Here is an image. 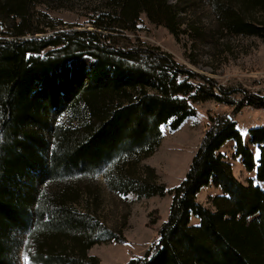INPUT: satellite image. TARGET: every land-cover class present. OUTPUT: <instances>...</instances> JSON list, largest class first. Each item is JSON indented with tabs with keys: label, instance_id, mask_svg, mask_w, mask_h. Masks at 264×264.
Wrapping results in <instances>:
<instances>
[{
	"label": "trees",
	"instance_id": "16d2710c",
	"mask_svg": "<svg viewBox=\"0 0 264 264\" xmlns=\"http://www.w3.org/2000/svg\"><path fill=\"white\" fill-rule=\"evenodd\" d=\"M106 1L110 8L89 20L92 31L39 38L32 0H0V14L19 22L0 24V264H17L26 241L30 264H101L90 250L123 241L99 218L93 192L75 182L99 177L117 197L172 195L156 243L128 264H264V127L250 129L246 145L234 122L244 109L264 111V97L219 86L158 48L120 49L115 34L132 32L142 14L176 41L184 23L167 0ZM212 4L228 35L264 39V0H238L230 13ZM252 6L255 20L245 21ZM49 48L55 56L41 55ZM80 56L94 66L71 69ZM209 102L231 114L209 119L184 181L168 190L143 162L159 149L163 128L178 131ZM229 143L232 158L255 174L247 186L221 154ZM210 186L219 195L206 210L195 198Z\"/></svg>",
	"mask_w": 264,
	"mask_h": 264
},
{
	"label": "rangeland",
	"instance_id": "374dc122",
	"mask_svg": "<svg viewBox=\"0 0 264 264\" xmlns=\"http://www.w3.org/2000/svg\"><path fill=\"white\" fill-rule=\"evenodd\" d=\"M29 9L30 26L39 31L36 37L54 34L92 31L89 20L97 14H103L110 6L106 0H32ZM181 13L184 25L178 26L179 40L162 27L148 22L142 14L132 32L118 31L115 41L120 49L132 50L138 43L148 48H158L161 53L171 57L174 63L198 76L209 79L225 88H242L255 96L264 97V39L244 38L240 35H228L218 25L213 10V2L230 13L238 9V0H167ZM211 6V8H210ZM256 7L252 6V17L245 12V21H253ZM90 17V18H89ZM0 24L18 26L19 22L8 19L7 14H0ZM10 24V25H9ZM28 29L27 24L23 26ZM188 27V31L185 29ZM3 30L0 29V32ZM6 32V31H5ZM4 32V33H5ZM11 40V39H10ZM61 42L63 43L60 39ZM66 43V42H64ZM53 48L41 55L53 51ZM52 56H55L52 54ZM94 61L88 56H80L70 63L71 69H91ZM81 70V69H80ZM228 108L214 103H205L196 107V117L189 119L176 132L162 129L163 138L157 152L143 162V167L155 171L159 183L166 189L173 190L184 181L191 162L208 128L209 119L231 114ZM63 119H59L62 122ZM237 129L246 145H249L248 132L252 128L264 127V111L244 109L234 116ZM254 156L258 152L253 149ZM233 177L243 186L255 176L248 174L241 161L233 159V144L221 149ZM80 188L93 192L94 203L100 206L96 213L104 225L113 233L119 234L123 243L101 242L95 245L89 255L97 258L101 264H128L132 257H143L156 243L159 229L167 222L172 203V195L137 200L133 195L114 196L110 194L101 177L90 180L82 178L75 181ZM95 182V183H93ZM92 184L95 187H92ZM89 187L87 189L86 187ZM95 188V190H94ZM97 188V190H96ZM96 193V194H95ZM219 195L213 186L202 190L195 198L197 205L210 210L212 199ZM199 220L192 219L197 226ZM28 243L18 252L17 264H30ZM25 249V253L23 250ZM27 257V259H25Z\"/></svg>",
	"mask_w": 264,
	"mask_h": 264
},
{
	"label": "snow or ice",
	"instance_id": "6c2138e0",
	"mask_svg": "<svg viewBox=\"0 0 264 264\" xmlns=\"http://www.w3.org/2000/svg\"><path fill=\"white\" fill-rule=\"evenodd\" d=\"M25 259H27V257H25Z\"/></svg>",
	"mask_w": 264,
	"mask_h": 264
}]
</instances>
